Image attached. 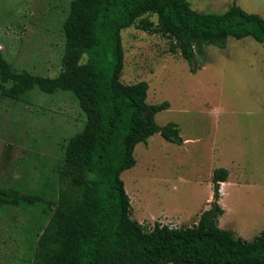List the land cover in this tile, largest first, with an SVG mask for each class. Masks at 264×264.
<instances>
[{
	"label": "rangeland",
	"instance_id": "obj_1",
	"mask_svg": "<svg viewBox=\"0 0 264 264\" xmlns=\"http://www.w3.org/2000/svg\"><path fill=\"white\" fill-rule=\"evenodd\" d=\"M71 0H0V45L17 69L56 76L62 68L61 23ZM192 9L222 13L233 3L264 18V0H188ZM121 30L123 83H148L147 102H169L157 124L175 122L182 142L155 133L134 148L136 164L121 173L131 217L145 229L155 221L191 226L211 193L212 172L228 170L218 224L247 241L264 231V46L252 37L207 45L196 71L170 39L139 27ZM85 114L72 92L34 88L17 100L0 97V187L50 193L66 141ZM220 184V192H221ZM40 206L0 207V264H30L35 235L48 222Z\"/></svg>",
	"mask_w": 264,
	"mask_h": 264
},
{
	"label": "trees",
	"instance_id": "obj_2",
	"mask_svg": "<svg viewBox=\"0 0 264 264\" xmlns=\"http://www.w3.org/2000/svg\"><path fill=\"white\" fill-rule=\"evenodd\" d=\"M139 27L166 35L169 51L196 71L204 48L225 47L229 37H252L264 46V18L233 3L222 13H204L188 0H71L61 23L64 51L53 77L17 69L0 49V97L17 100L36 88L69 91L85 114L81 130L66 141L50 193L0 187V207L40 206L49 216L39 227L30 264H264V231L247 241L221 228L220 184L228 170L212 172V200L195 224L150 229L131 217L121 173L136 164L134 148L155 133L180 144L175 122L159 125L168 101L148 103V83H123L120 32L143 14Z\"/></svg>",
	"mask_w": 264,
	"mask_h": 264
},
{
	"label": "crops",
	"instance_id": "obj_3",
	"mask_svg": "<svg viewBox=\"0 0 264 264\" xmlns=\"http://www.w3.org/2000/svg\"><path fill=\"white\" fill-rule=\"evenodd\" d=\"M1 43V42H0ZM212 178V176H211ZM228 184V179L225 181V182H222V185H221V192H220V199H219V204L221 205V207L223 208V213L225 212V208L223 206V202H222V198H223V194H224V187ZM212 200V183H211V193L209 195V198L207 200V202L205 203V206L203 207V209L200 211V213L204 210V209H207L209 208V202ZM222 213V215H223ZM200 215V214H199ZM222 215L218 218V219H222ZM219 221V220H218ZM219 225V224H218ZM222 228V227H221ZM3 239H5V233L4 232H1L0 233V240L2 241Z\"/></svg>",
	"mask_w": 264,
	"mask_h": 264
},
{
	"label": "built area",
	"instance_id": "obj_4",
	"mask_svg": "<svg viewBox=\"0 0 264 264\" xmlns=\"http://www.w3.org/2000/svg\"><path fill=\"white\" fill-rule=\"evenodd\" d=\"M0 49H1V45H0Z\"/></svg>",
	"mask_w": 264,
	"mask_h": 264
}]
</instances>
